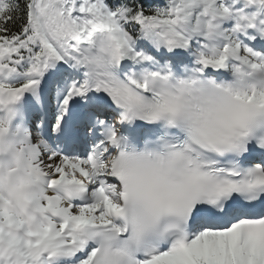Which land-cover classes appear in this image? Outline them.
Here are the masks:
<instances>
[{
	"label": "snow or ice",
	"instance_id": "1",
	"mask_svg": "<svg viewBox=\"0 0 264 264\" xmlns=\"http://www.w3.org/2000/svg\"><path fill=\"white\" fill-rule=\"evenodd\" d=\"M0 264H264V0H0Z\"/></svg>",
	"mask_w": 264,
	"mask_h": 264
},
{
	"label": "trees",
	"instance_id": "2",
	"mask_svg": "<svg viewBox=\"0 0 264 264\" xmlns=\"http://www.w3.org/2000/svg\"><path fill=\"white\" fill-rule=\"evenodd\" d=\"M157 2L162 4L163 3V0H157Z\"/></svg>",
	"mask_w": 264,
	"mask_h": 264
}]
</instances>
